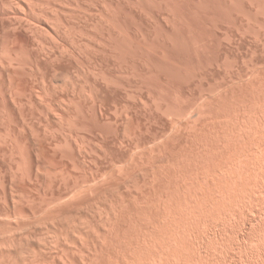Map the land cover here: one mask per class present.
Wrapping results in <instances>:
<instances>
[{
    "label": "rangeland",
    "instance_id": "1",
    "mask_svg": "<svg viewBox=\"0 0 264 264\" xmlns=\"http://www.w3.org/2000/svg\"><path fill=\"white\" fill-rule=\"evenodd\" d=\"M227 33L229 34V35H227V37H229V36L231 37V38L229 37L231 42L229 41V38L225 37L228 39V41H226L227 39L225 40L223 38L221 40V44H219L220 42L218 43V45H220V47L216 46L217 48L214 49V52L212 55V60H210L211 62L209 61L207 63V65L205 66V68L198 71L199 74H198V72L195 73L194 74L195 78L194 77L191 78L192 76L191 77L186 76V79H188V80L185 81V80H183V79H185L184 78L185 75L182 73H174V74L169 73V75H168V72H163V71H160L157 74L155 73V75H149L148 73L143 71L145 73L143 74V72H142V74H140L138 77L139 79L136 78V76L134 77L130 74H128V75H130V76H128L126 74L128 77L125 76V80H126V82L128 81L127 82L128 84H130V85H128L129 87L127 88V92H131L129 90H133V91L135 90V93L133 95L138 96L135 98V101L133 100L134 102L131 99H130L131 100L130 101L128 99L129 97L128 98L126 97V96H128L125 94L126 91L121 92L124 90L118 91V89H116V91H115V88H113L112 86H111L112 88L111 87H105L104 83H102L103 84V86H102L101 81L99 80L101 86L104 88L102 90V92L106 89L103 93L106 95V98L103 100V102L101 100L99 102V100L97 99V101H94L95 102V104H94L91 100L90 101L85 100V103L82 102L83 100H81V103H83L81 106L83 108L80 107L81 108V109L79 108L80 111L76 110L77 113L79 112V114H81V115L83 113H85V114L87 113L89 116L94 114V116H93L94 118L93 117L92 118H83V117H81V115L80 116L78 115L79 117L76 120L75 129L70 130L73 133L68 130L66 123H64V121H63L62 125L63 124H64V126L66 125L64 128V132L65 131L67 132V133L66 132L65 133L67 135H69L70 142H71L70 143L71 145L69 144L70 145L69 147L63 146V147H60L61 148L60 149L59 146H58V148L54 146V145H56L55 143H57V142L53 143L54 141H57V140L62 141V139H64L65 135L63 134V132H61V134L59 132L58 135H57V133H55L57 137L56 136H55V138L53 137L54 139L53 138L50 139L51 136H49V135H48L49 138L47 137L48 139L44 138V140H46L47 142L43 140V144H44V148H45V151L42 150L43 153H42V151H40L41 154L39 153V151H29V152L24 151V156H26L25 157L26 167H25V169H23L24 172H22L21 170H15L14 171V169H17L18 164H16V163L18 162V160L20 158L18 151H2V153H0V161H1L0 162V174L3 173L2 176H5V178L11 176L13 179V183L15 182L14 183L15 185L19 184V186L18 185L17 186H18V188L20 187V189H18L16 187L13 192L16 195H18L19 193H21L22 195L24 194V196L21 197L22 200H26L24 203H26L28 200L29 203L27 202V204L29 205L30 201H32L31 199H33V201L31 202L32 205H29L32 207V206H34L35 201H37V202H35V206H36V204L37 205L39 204L38 202L40 200L43 201V202L40 201V203H42V204L46 203V202H50V200L53 203L58 202V204L57 203L55 204L56 205L55 209H53L54 213L49 215L48 218L42 219L41 217H35V218H32L29 220L31 223V231H32V229L34 230L33 233L31 232L32 238H34L33 240H35V237L37 235L39 236V234L41 236L42 235L44 236L45 233L46 234L49 233L48 235H46V234L45 235L47 237L50 235L51 237H53L51 239H53V241L54 240L56 241V242L55 241L54 242L52 241V242L55 243V246H57L56 247V251H58L57 254H55L56 251L53 250L54 246L53 247L51 246L50 248H52V251H55V253H53L51 251L52 255L49 256L50 250L48 251L47 250L48 248L41 247L39 245V243L36 241L37 239L35 240L36 242H34L33 240L30 241L33 244H31V243L29 244V242H28V244H29L28 250H29L30 246H32L30 248L31 250L32 249L37 250V247L38 248L40 247L42 250L46 249L45 252L47 253L48 257H50V260L52 262L53 259L56 260V258L58 256L63 257V255L67 254V252L65 250V253H63V255H62L60 252H63V251H59V247H61L63 245L64 247L62 246V249H64V248L67 249L66 248L67 242L69 244L71 242V245H73L74 248L76 247L74 252H77L78 257L80 256L79 259L82 256L81 252L84 254L87 253L86 255H88V256L85 255L84 258L82 256V258L80 260H78V257L77 258L75 257L76 258V264H77V262H78V264H85V263L91 264L94 261L93 258H91V257H93V255H94V257H95V255L97 258L99 257L98 260L94 261V263L98 262L96 264H107V263L109 264V262H107V261L111 260L109 258V256L119 257L118 255H120V259L117 257H114L115 259L117 258L120 260V262H118L117 264H264V161H263L264 155H263V157H261L262 155H260V154L264 153L263 152L264 147L260 148V150H259V147L263 146L261 143L260 146L258 145L259 147L256 146L257 149L256 148L253 149V150H258L259 152L252 151V152H254V153H252L251 150L249 151V148H251V146H249L250 145L249 143H251V145H254L255 143L259 144L260 140H258L257 136L255 139L256 140L255 143L253 142L254 139H253V141H252V138H249V140L247 139L249 136L252 135V133H253V138H255L254 135H256L258 133H259V136H258L259 139H261L260 137L264 136V128L262 127V126H264L263 123L260 122L257 124V122H259V120L262 121L261 118H263L262 122H264V117H262L260 114V113H262V110H264V108H262V107H264L263 106L264 105V103H263L264 87L262 88V94H263L262 98H259V97H261V95H259V88L258 89L254 88L256 83H262L264 86V62H263L264 61V56H263V54H264V40H263L264 35H262V33H260L259 37H257L253 33L252 34L250 33L251 35L249 33H248V35H247V33L240 34L241 32H239V31L236 32L235 30H231V29H229L227 31ZM253 36H255V37H253ZM246 38H248V40ZM255 38H257V39H255ZM258 38L262 41L263 44L261 43V41H259ZM233 39H234V41H233ZM249 39H251V40L249 41ZM255 40H257V41L255 42ZM225 41H226V43L228 42L229 44H226ZM234 42L236 45H234ZM237 46H238V49L236 48ZM230 48H232V49H230ZM235 49L239 50V51H237V53H236ZM240 50H242V51H240ZM258 50H259V52H258ZM251 51H252V53H251ZM260 53H261V56L259 55ZM235 54L237 55V57ZM239 54H241V55H239ZM230 56H231V59L233 58L232 61L230 59ZM224 57H227L228 60L230 59L229 62L234 64L233 68L235 69V67H236L235 70L231 67L232 66L231 63H230L231 64L230 67H231V69H233V70H231L229 68L231 71L229 69L225 68L221 64V60ZM247 57L248 58L251 57L252 62L250 61V59H247ZM253 58L256 62L253 60ZM234 62L236 63V66H235ZM259 63H261V64L256 65ZM63 65L64 66L67 65L68 66L67 68H70V70H73V69H74L73 71L76 70L74 67L72 69V65L69 66L70 63L68 65V62H65ZM219 65L223 66L224 70L227 69L226 71H228V70L229 71L224 72V70L221 66H220V71H219ZM250 65H252V66L250 67ZM245 66H246V68H245ZM254 66H256V67H254ZM217 67H218V69H217ZM247 67H250V69L249 68L247 69ZM255 68H257V70H255ZM252 69L254 70L253 76H251ZM202 70H203V72H202ZM246 71L248 72V74ZM161 72H163V73H161ZM76 73H78V72L76 71ZM207 73H209V74L207 75ZM211 73H213V74L211 75ZM226 73H228V74L230 73L231 75L228 76V74L226 75ZM162 74H164V76ZM178 74H179V76H176ZM222 74L223 75L225 74V76H223ZM77 75L80 76V77L78 76V79H79L78 81L79 82L83 81L84 77L80 74H77ZM144 75H145V77H144ZM219 75H221L222 77H219ZM234 75H236V76L234 77ZM248 75H250L251 77H249ZM149 76H150V80H149ZM161 76H163V77H161ZM129 77H131V79ZM176 77H178V79ZM213 77L215 78V80L213 79ZM247 77H249L251 79L248 80L249 78L247 79ZM126 78L127 79L129 78L130 81L127 80ZM168 78H169V80H168ZM171 78H173V79H171ZM175 79L177 80V82ZM221 79H224V80H221ZM189 81L191 84L189 83ZM199 81H200V83H199ZM248 81L249 82L251 81V83L253 82L251 84L252 88L250 87V85L247 86V84H246V86H245V84H243V83H246ZM208 82H210V83H208ZM212 82H214V83H212ZM216 82H218V86H216L217 85ZM186 83H188L189 85ZM208 84H211V87H209L210 85H208ZM171 85H173V86H171ZM224 85H225V87H224ZM159 86H160V88H159ZM136 87H138V88H136ZM201 87H203V88H201ZM207 87H209V88H207ZM218 87L219 88L221 87L219 91L217 90V89H219ZM107 88L110 89V91ZM140 88H141V90H140ZM210 89H212V90H210ZM168 90L170 91L171 94L169 93ZM215 90H217L216 93H215ZM248 90L252 93H248L249 92ZM107 91H109V92H107ZM207 91H210V93L209 92L207 93ZM169 94H170V96H169ZM197 94L199 95V97ZM208 94H211L212 96L208 95ZM226 94L228 95V98H227ZM249 95H250V97H248ZM167 96H168V98H166ZM205 96H207V97H205ZM181 97H182L183 102H185V103H183L184 105L181 103L182 101L179 102L177 99V98H179L181 100ZM111 98H112V100H111ZM121 98H123V99H121ZM126 98H127V100H126ZM141 98L143 101L140 100ZM151 98H156V100L158 99L159 101L161 100L160 101L161 106L160 107L157 106L158 109L155 105L156 103ZM174 98L177 100H175ZM202 98H204V99H202ZM235 98H237V99H235ZM117 99L120 101H117ZM171 99H174V100H171ZM261 99H263V100H261ZM169 100H170V102H169ZM201 100H203V101H201ZM259 100L262 102H260ZM129 101L131 102V105H130ZM140 101H141V103H139ZM173 101H176L178 103V105L176 104V102H173ZM91 102L94 105L91 104ZM132 102H133V104H132ZM241 102H242V104H241ZM124 103L128 106L125 105L126 106L125 107L123 105ZM172 103H174L177 107L175 108V105ZM231 103H233V104H231ZM234 103H236V104H234ZM244 103H245V105H244ZM111 104H112V106H111ZM166 104L169 106L171 105L170 107H172L173 109L171 111L169 109L166 112V110L164 108ZM113 105L116 107H113ZM172 105H174V106H172ZM180 105H181V108H180ZM260 105H262V106L260 107ZM178 106L180 109H177ZM241 106L243 107V109ZM236 107H238V108H236ZM244 107H245V109H244ZM183 108H184V110H183ZM119 109H121V110H119ZM143 109H145V110H143ZM160 109L163 111L160 112ZM174 109H177V111L175 110L176 112H174ZM260 109H261V112H259ZM69 110H70V113H74V111H75V109H72V108H70V109L68 108L67 111L69 112ZM186 110H187L186 115H183V112ZM188 110H189V112H188ZM243 110H244V112H243ZM76 111H75V113H76ZM123 111H124V113H123ZM178 111H180V113H182V116L180 115V113ZM240 111H242L244 113V115ZM116 112H119L121 114V116L119 113H118L119 114V116H118V114ZM132 112H136V113H134L135 116H133L134 114H132ZM168 112H170V113L172 112L171 116ZM237 112H239V113H237ZM125 113L128 114V117H130V118H126ZM162 113L165 115V117L163 116ZM174 113L176 114V116L178 113L179 116L175 117ZM253 113H254V115H253ZM100 114H101V116H100ZM136 115H137V117H136ZM237 116H238V118H237ZM243 116H244V118H243ZM263 116H264V114H263ZM154 117H155V119H154ZM253 117H254V119H253ZM232 118H233V120H231ZM126 119H129V121L128 120L126 121ZM255 119H256V121H255ZM85 120H87V121H85ZM217 121H218V123H217ZM240 121H241V123H240ZM249 121H252L254 123L253 124L251 122L254 125V127L251 126L252 124H248ZM106 123L108 125H106ZM237 123H238V125H237ZM52 124L53 123L51 122V125ZM240 124H243V125H241V127H240ZM244 124H245V126H244ZM259 124L261 127L259 126ZM78 126H79V129H78ZM144 126L146 129L144 128ZM149 126H151V127H149ZM40 127L43 128V123H41ZM104 127H105V129H104ZM251 127H253V128H251ZM245 128H248L247 130H248L250 135L248 134V132L246 131ZM250 128H251V132L249 130ZM154 129H156V130H154ZM231 129H232V132H231ZM237 129L239 130L240 133L238 132ZM80 130L85 131V132H81ZM253 130H254V132H253ZM260 131H261V133H260ZM192 132H193V134H192ZM69 133H71V134H69ZM113 133L115 135L116 134L117 135L115 136V135H113ZM212 133L215 136H212L213 135ZM243 133L245 135L247 134L248 137L245 138L247 135L244 137ZM100 134L102 137L99 136ZM105 134H106V136H105ZM217 134L218 135L221 134L222 137L225 134L226 137L225 136L224 137L227 139V142H232V143H228L229 145H227V142L225 140L223 142L224 137L223 138L221 136L219 137ZM232 134H233V137H230V136H232ZM240 134H242V137H240L241 136ZM121 135H123V136H121ZM131 135H132V137H131ZM192 135H193V137H192ZM200 135H202V136H200ZM159 136H160V138H159ZM164 136L166 138H164ZM208 136H210L209 140L211 141V147L214 145L212 148L209 146L210 142L208 140ZM216 136L218 137V139L221 138L222 141L221 140H220L221 142L218 141V139H216ZM72 137L74 138V141H72L73 140ZM203 137H205L204 139H206L205 142L208 141L207 143L204 142ZM234 137H236V138L239 137L238 140L242 138L245 140L247 139L246 140L247 142L250 141L247 144L248 145L247 147H249L248 150L245 149L246 145L242 144L244 142V140L241 139L239 141L238 140L234 141V139H235ZM87 138H89V139L86 140ZM193 138H195V139L198 138V139L194 141ZM200 138H202L203 141ZM210 138H213V139H210ZM214 138L217 141H215ZM104 139H106V140H104ZM114 139L115 140L118 139V140L115 141ZM229 139H231V141ZM263 139L264 138H262V140ZM75 140H77V141H75ZM158 140H161V141H159V143H158ZM262 140H261V142H262ZM196 141L199 144L201 143V146ZM213 141H214V143H213ZM74 142H75V144H74ZM88 142H89V144H88ZM194 142H196L197 144ZM217 142H220V144H217L218 147L216 146ZM222 142L226 143L227 147H225L226 145H224V147L227 148L228 150L229 149L233 150L236 147L238 150L245 149L247 152H249V153L251 152V153L248 154L247 152H244V153L242 152L244 154V156H243L242 153L241 154L239 153L240 151L236 150L237 154L235 156V154H234L235 152H233V154H234V156H233L232 152H231L232 150H229L231 152V154H230V152L228 151V153L230 154L229 155L227 153L226 149L224 150V149H222L223 148L222 146H219V145L223 144ZM238 142H240V144H238ZM148 143L150 144L149 146H148ZM189 143L191 145H189ZM76 144H78V145H76ZM99 144H100V146H97ZM232 144H234V145H232ZM88 145H89V147H88ZM93 145H94V147H93ZM120 145H121V147H120ZM192 145H194V147ZM207 145L210 149L206 150L205 148H208V147H205V146H207ZM238 145H239V147H241V146L242 147L239 149ZM255 145H254V147H255ZM51 146H53V147H51ZM60 146H62V145H60ZM203 146H204V148H203ZM228 146H231V147H228ZM244 146H245V148H244ZM119 147H120V149H119ZM200 147H202L204 149L203 150L201 148V150H203L204 153H205V151H207L206 154H208V155L210 153L208 151H211V152L217 151V150H214V147H216L215 149L222 147L221 149L219 148L220 150H222V152H219V150L217 152V154L221 153V157H220V155L215 156L216 152H214V153L212 152L214 155H211V156H213L214 158L216 157V159H214V160H213V157L210 160L208 159V158H210V155L208 157L205 154H201L203 156L202 159L204 161L207 159L206 161H208V163H209V161L211 162L213 160V161H215L216 165L218 164L219 161H221L220 159H217V157L219 156L222 159V161L219 163V165L214 166L215 170L212 168L213 169L212 170L213 176L210 178L208 177L209 179L207 178L206 175H208V173L210 174L209 176L212 175L211 172H209V171L211 169L210 166L213 167V165L215 164L213 161L211 163L213 165H210L208 163H207L208 165H206V161H205L204 166L209 167L210 169L208 170V169H205L206 167L202 168L203 167L202 164L204 161L201 162L202 163L201 164L198 160V163L201 164L200 165L201 167H199V168H201V171L203 172L204 175L202 174V172L198 168L199 173L201 172V175H203L204 177L203 176L200 177L201 176L200 175L198 178H196L194 175V173L196 174V172H198V170L195 172V169H194L197 167V165L199 166V164L196 165L197 157L199 156L198 153L200 154L203 152L200 150ZM232 147H234V148H232ZM77 148H78V150H77ZM196 148L199 149V152L193 151V152H195V153H193L191 150H195ZM252 148H253V146H252ZM62 149H64V150H62ZM134 149L135 150L137 149L138 151L137 150L134 151ZM151 149H154V150H151ZM261 149L263 150L262 152H261ZM70 150H72V151H70ZM188 151H189V153H188ZM190 151L192 153H190ZM234 151H235V149H234ZM186 152H187V154H186ZM223 152L226 153V155L222 154ZM152 153H154V154H152ZM212 153H210V154H212ZM28 155H29V157H28ZM204 155H205V157H204ZM222 155H224V156H222ZM228 155L231 157V159H229L230 157ZM188 156L190 157L189 161H188V159H189ZM192 156H193V158H191ZM240 156H242V157H240ZM9 157H10V159H9ZM169 157H171V159ZM206 157H208V158H206ZM237 157L239 158V160ZM259 157H261V159H263L262 160L263 164L257 163L260 161ZM147 158H148V161H147ZM186 159H187V161H185ZM192 159L195 160V162ZM228 160L230 162H227ZM111 161H112V163H111ZM200 161H202V160H200ZM32 162H34V163H32ZM187 164H190V165H187ZM194 164H195V166H194ZM157 165L158 166L160 165V166L158 167ZM163 166H164V168H163ZM244 166H246L245 168H247V167H251V168L245 169ZM238 167H241V168H238ZM36 168H37V170H36ZM10 169H12V170H10ZM26 169H28V171ZM120 170H121V172H120ZM160 170H161V172H160ZM17 171H20L21 174L22 173L25 174L23 176V178L20 176L21 174L19 172V175H18L19 179H17L18 178L17 177V173H18ZM260 171L263 174H261ZM167 172H168V174H167ZM171 172H173V174ZM244 172H246V173H244ZM187 173L188 174L190 173V174L188 175ZM199 173H197V174L199 175ZM9 174H11V175H9ZM159 174H161V176ZM177 174H180V175L177 176ZM166 175H167V177H166ZM190 175H192L193 178L190 177ZM168 176L170 179L168 178ZM172 176H173V178H172ZM54 177H55V179H54ZM160 178H162V180ZM181 178H182V180H181ZM195 178L197 180H195ZM199 178H203V179L199 180ZM211 178H213L212 179L213 181L210 180ZM0 179H2L1 175H0ZM174 179H175V181H174ZM193 179H194V181H193ZM49 181H50V183H49ZM170 181H172V182H170ZM173 181H174V183H173ZM181 181L183 183H181ZM185 181H188V182H185ZM210 181H212V182H210ZM58 182H59V184H58ZM167 182H170V183L168 184ZM189 182H192V183H190V185H189ZM206 182H208V184ZM184 183H186V184H184ZM235 183H236V186H234ZM39 184H41V185H39ZM237 184H238V186H237ZM27 185L30 189L27 188ZM210 185L212 188H214V189L211 188L214 191L211 190L212 192L211 191L210 192L211 193L215 192V194L213 193V195H215V200L217 199L216 201H214V198L212 200V197H213L212 194H211V196H212L211 197L210 193H209V195L207 193L208 190L210 189L209 188ZM261 185H263V186L261 187ZM174 186H176V187L174 188ZM178 186H179V188H178ZM45 187H46V189H45ZM49 187H50V189H49ZM58 187H59V189H58ZM168 188H169V190H168ZM201 190L203 192L204 191H207V192H204L205 193L204 194V193H202ZM72 191H73V193H72ZM167 191H169V192H167ZM182 191L184 194L182 193ZM196 192H198V194ZM167 193H169V196L171 198L169 196L167 197ZM201 193H202V195H201ZM206 193H207V195H206ZM38 194H39V196H38ZM27 195H28V197H27ZM68 195H70V196H68ZM198 195L201 197L200 199H199ZM205 195H206V197H205ZM65 196H68L69 198L67 197L68 198L67 199V198H65ZM63 197L65 198L64 201H62L64 199ZM173 197L176 200H174ZM196 197H198V198H196ZM165 198H167V199H165ZM207 198H208V201H207ZM168 199L170 200V202ZM203 199H205V200H203ZM197 200H198V202H197ZM202 200H203V203H202ZM60 202H62V203H60ZM171 202H172V204L170 205ZM164 203L169 204L170 208L168 207V205H166ZM0 206H1V203H0ZM165 206H167V207H165ZM33 208L34 207H32L30 209H33ZM71 209H73V210H71ZM60 218H62V219H60ZM71 220H73L72 222L76 223V224L72 225L73 223L71 222ZM67 221L69 223H67ZM245 221L247 223H245ZM151 223L153 224L154 229L152 226H150V225H152ZM243 223H244V226H243ZM36 225H37V227H36ZM44 225H46V226H44ZM68 226L70 228L71 227L72 228L70 229ZM38 227H39V229H41V231H37ZM54 227H56V228H54ZM86 228L87 229L89 228V229L87 230ZM53 229H54L55 233H53L54 232ZM56 229H58L59 231ZM45 230L48 232H45ZM69 230H71V231H69ZM72 231H74V232H72ZM36 232H38V233H36ZM64 232H65V234H64ZM72 233H74V234H72ZM106 233H109V234H106ZM150 233L152 234L151 236H153V237H151L150 235H145V234H150ZM98 234H99V236H98ZM116 234H117V236H116ZM33 235H35V236L33 237ZM57 235H59V236H57ZM77 235H78V237H77ZM54 236H55V238H57V237L59 238L58 240L60 243L57 244V239H54ZM119 236H121V237L123 236L124 238L130 237L129 239H127V241H128L127 244H125L126 241H122L124 239L123 237H122V239L118 238L119 239L118 241H120L118 243L117 239H115V238L119 237ZM107 237H108V239L114 238L116 240V242H117L116 244H114V242H115L114 240L112 241L113 245H116L115 248L112 249L110 247H107V246H109L108 244H110L111 240H109L110 241L109 243H108V241H104V243H103V240H106ZM110 237H112V238H110ZM133 237H137V239H135L136 243H139V242H137L139 237L140 238L146 237L147 240H144V239H142V240L146 241V243H144L146 245H144V246L147 249H145L142 245H140V247H139L140 249L134 250V248H135L134 247L133 250L136 251V255L135 254H134L135 256L132 255L131 257H133V258L130 259V258H128L127 253L129 252V255L133 254L134 251H132V253H130L131 252L130 250H132V248L130 250H126L125 246H124V249H125L124 251L125 252L128 251L127 253H125L124 251H122L123 249L121 247H123L122 245L124 244V245H127L126 248H128V243L131 241L132 242L135 241ZM48 238H50V237H48ZM97 238H98V240H97ZM131 238H133V239H131ZM149 238H152V239L150 240ZM243 238H244V240H243ZM45 239H47V238L44 237L43 241H45ZM66 239L68 241H66ZM81 239H83V240H81ZM152 240H153V242H152ZM47 241H48V239H47ZM47 241L45 242V244L47 243ZM50 241H48V242L50 243ZM101 242L103 244H101ZM105 242L107 243V245ZM132 242H131V246L132 245L134 246V244H135L137 247L139 244H141V243L136 244V243H132ZM53 243H52V245H54ZM97 243H99V244H97ZM152 244L155 247H153ZM48 245H50V244H47V246ZM93 245H94V247H93ZM117 245H121V247L120 246L117 247ZM33 246L35 248H33ZM141 246L143 248L142 250H141ZM116 248L117 249L119 248V250H117L118 252L121 250V252L124 253V255L127 254V257L124 256L125 259L123 261H121V259H123V256L121 258V254H119L118 252H117V255H115L116 253L114 254V251H116ZM93 249L96 252H94ZM95 249H98V250H95ZM109 249H110V251H109ZM78 250H79V252H78ZM90 251H92V252H90ZM97 251H99L100 253L99 252L97 253ZM101 251L103 253H101ZM145 252L147 253V256H146ZM53 254L57 255L56 258H54L55 256L53 257ZM74 254H75V256H77L76 253H74ZM107 254H108V256H107ZM142 255L145 258H143ZM149 255L152 256V258L148 257ZM104 256H106V257H104ZM45 257H47V256H45ZM52 257H53V259H52ZM134 257L135 258L137 257L136 258L137 260ZM146 257L151 259V260L147 259ZM102 258L103 259L106 258L107 260L106 259L103 260ZM114 258H112V260H113V261H111V263L113 262L112 264H116V262L118 261L117 259L115 260ZM47 260H49V259H46V262L48 263ZM50 260H49V262H50ZM81 260L83 261V263ZM84 260H85V262H84ZM89 261H92V262H89ZM114 261H116V262L114 263ZM51 262H50V264H51ZM54 263L59 264L58 260L55 261ZM54 263L52 262V264H54Z\"/></svg>",
    "mask_w": 264,
    "mask_h": 264
},
{
    "label": "bare ground",
    "instance_id": "2",
    "mask_svg": "<svg viewBox=\"0 0 264 264\" xmlns=\"http://www.w3.org/2000/svg\"><path fill=\"white\" fill-rule=\"evenodd\" d=\"M231 29V30H235L236 32L239 31L241 32L240 34H244V33H248L250 34H254L255 36L259 37L260 33H262V35H264V0H0V153H2V151H18L19 154V160L16 164L17 165V169L15 170H21L22 172L23 169H25L26 164H25V157L24 156V151H45L44 148V144H43V140L44 138L48 139L49 136H51L50 139H52L53 137L55 138L56 134L58 135V133L63 132L64 139H62V141H54L53 143H55L56 145H54L55 147L59 148L60 147H69L71 144L70 142V138L69 135H67L64 132V128L67 125L68 130H73L75 129V123L77 118L81 115L79 114V112L77 113V111H80L79 108H83L81 105L83 103H81V100H83L82 102L85 103V100H91L94 104V101H97V99L103 102V100L106 98V95L103 94L102 90L104 89L102 86L104 83L105 87H113L119 90H124L121 92H125L126 96L129 100L131 99L132 101H135V98L138 97L136 95H133L135 93V90H129L131 92H127V88L129 87L126 80H125V76H127L128 74L132 75V76H136V78L139 77L140 74H142L143 71H145L146 73H148L149 75H155V73L157 74L160 71L163 72H168L169 73H182L185 75V79L183 80H188L186 79V76H189L191 78L194 77V74L197 73L198 71H200L201 69L205 68V66L207 65V63L212 60V55L214 52V49L217 48L216 46H219V44H221V40L224 38L225 40L229 37H227V35H229L227 33V31ZM238 34V33H237ZM239 34V35H240ZM250 34V35H251ZM233 35V34H232ZM246 35V34H245ZM253 36V37H255ZM227 37V38H225ZM234 37V36H233ZM242 37V36H241ZM262 37V36H261ZM260 37V38H261ZM231 38V37H230ZM229 38V41L231 42ZM237 38V37H236ZM240 38V37H239ZM245 38V37H244ZM250 38V37H249ZM248 40V38H246ZM257 39V38H255ZM259 39V38H258ZM251 39H249L250 41ZM264 40V39H263ZM228 41V39L226 40ZM225 41V43H226ZM234 41V39H233ZM239 41V40H238ZM244 41V40H243ZM257 40H255L256 42ZM259 41H261L259 39ZM258 41V42H259ZM246 42V41H245ZM247 43V42H246ZM262 43V41H261ZM226 44H229L228 42ZM259 44V43H258ZM263 44V43H262ZM223 45V44H222ZM231 45V44H230ZM234 45L235 42H234ZM248 45V44H247ZM261 45V44H260ZM263 46V45H262ZM256 47V46H255ZM235 48V47H234ZM238 49V46L236 47ZM247 48V47H246ZM232 49V48H230ZM253 49V48H252ZM262 49V48H261ZM225 50V49H224ZM236 50V49H235ZM246 50V49H245ZM219 51V50H218ZM223 51V50H222ZM239 50H236V53ZM242 51V50H240ZM253 51V50H252ZM251 51V53H252ZM256 51V50H255ZM244 52V51H243ZM259 52V50H258ZM256 53V52H255ZM263 53V52H262ZM216 54V53H215ZM232 54V53H231ZM257 54V53H256ZM219 55V54H218ZM236 55V54H235ZM241 55V54H239ZM251 55V54H250ZM261 56V53L259 54ZM215 56V55H214ZM264 56V54H263ZM237 57V55H236ZM241 57V56H240ZM249 57V56H248ZM250 59V61L252 62V58H248ZM215 58V57H214ZM213 58V59H214ZM235 58V57H234ZM231 59V56H230ZM229 59V60H230ZM233 59V58H232ZM231 59V61H232ZM259 59V58H258ZM227 57H224L221 60V64L227 68V69H231V67L233 68V65L231 62H229ZM254 60V58H253ZM255 61V60H254ZM258 61V60H257ZM263 61V60H262ZM65 62H68V65L70 63L69 66L72 65V69L73 67L76 69L75 71L70 70V68H67V65H63ZM211 62V61H210ZM246 62V61H245ZM256 62V61H255ZM260 62V61H259ZM264 62V61H263ZM232 64V66L230 67V65ZM235 63V62H234ZM243 63V62H242ZM254 63V62H253ZM252 63V64H253ZM244 64V63H243ZM251 64V63H250ZM256 64V65H260ZM255 65V64H254ZM220 66L219 65V71H220ZM223 66H221L223 68ZM236 66V63H235ZM252 65H250L251 67ZM244 67V66H243ZM250 67H247V69ZM256 67V66H254ZM262 67V66H261ZM246 68V66H245ZM258 68V67H257ZM257 68H255V70H257ZM218 69V67H217ZM226 69V70H227ZM229 69V70H230ZM234 69V68H233ZM231 69V70H233ZM236 69V67H235ZM234 69V70H235ZM224 70V68H223ZM224 70V72H228ZM230 70V71H231ZM76 71L78 73H76ZM222 71V70H221ZM245 71V70H244ZM250 71V70H249ZM253 69L251 71V76H253ZM143 72V74L145 73ZM161 72V73H163ZM203 72V70H202ZM236 72V71H235ZM247 72V71H246ZM201 73V72H200ZM223 73V72H222ZM77 74H80L84 77L83 81L79 82L78 80V76ZM127 74V75H126ZM165 74V73H164ZM164 74H162L164 76ZM199 74V72H198ZM209 73H207L208 75ZM213 73H211L212 75ZM228 73H226L227 75ZM248 74V72H247ZM128 75V76H130ZM161 75V74H160ZM223 75V74H222ZM231 75L230 73L228 74V76ZM127 76V77H128ZM161 76V77H163ZM172 76V75H171ZM175 76V75H174ZM176 76H179L176 75ZM196 76V75H195ZM225 76V74L223 75ZM236 75H234L235 77ZM246 76V75H245ZM249 77H251L250 75H248ZM80 77V76H79ZM145 77V75H144ZM160 77V76H159ZM208 77V76H207ZM217 77V76H216ZM219 77H222L221 75H219ZM247 77V79L249 78ZM255 77V76H254ZM98 78V79H97ZM131 79V77H129ZM129 78L127 80H129ZM133 78V77H132ZM147 78V77H146ZM178 79V77H176ZM190 78V79H191ZM195 78V77H194ZM212 78V77H211ZM210 78V79H211ZM82 79V78H81ZM139 79V78H138ZM158 79V78H157ZM173 79V78H171ZM205 79V78H204ZM213 79L215 80V78L213 77ZM246 79V78H245ZM251 78H249L248 80H250ZM99 80L101 81V84L99 82ZM133 80V79H132ZM141 80V79H140ZM149 80H150V76H149ZM152 80V79H151ZM169 80V78H168ZM176 80V79H175ZM193 80V79H192ZM206 80V79H205ZM224 80V79H221ZM228 80V79H227ZM242 80V79H241ZM259 80V79H258ZM262 80V79H261ZM130 81V80H129ZM138 81V80H137ZM146 81V80H145ZM191 81V80H190ZM189 81V83H190ZM201 81V80H200ZM199 81V83H200ZM220 81V80H219ZM237 81V80H236ZM240 81V80H239ZM83 82V83H82ZM99 82V83H98ZM135 82V81H134ZM133 82V83H134ZM148 82V81H147ZM177 82V80H176ZM215 82V81H214ZM212 82V83H214ZM233 82V81H232ZM261 82V81H260ZM136 83V82H135ZM152 83V82H151ZM168 83V82H167ZM210 83V82H208ZM218 86V82H216ZM225 83V82H224ZM253 83V82H252ZM251 81L243 83L247 84V86L250 85L251 87ZM150 84V83H149ZM188 84V83H186ZM191 84V83H190ZM207 84V83H206ZM235 84V83H234ZM155 85V84H154ZM158 85V84H157ZM168 85V84H167ZM185 85V84H184ZM189 85V84H188ZM209 87H211V84ZM214 85V84H213ZM212 85V86H213ZM137 86V85H136ZM173 86V85H171ZM186 86V85H185ZM201 86V85H200ZM111 87V88H112ZM132 87V86H131ZM156 87V86H155ZM207 87V88H209ZM225 87V85H224ZM263 84L262 83H256L255 84V89L259 88V95H261L262 98L263 94H262V88H263ZM138 88V87H136ZM160 88V86H159ZM171 88V87H170ZM188 88V87H187ZM200 88V87H199ZM203 88V87H201ZM214 88V87H213ZM217 88V87H216ZM219 88V87H218ZM221 88V87H220ZM217 89L218 91L220 90ZM252 88V87H251ZM250 88V89H251ZM108 89V88H107ZM156 89V88H155ZM182 89V88H181ZM185 89V88H184ZM223 89V88H222ZM226 89V88H225ZM229 89V88H228ZM241 89V88H240ZM245 89V88H244ZM247 89V88H246ZM249 89V90H250ZM110 91V89H108ZM141 90V88H140ZM145 90V89H144ZM201 90V89H200ZM212 90V89H210ZM215 90V93L216 91ZM242 90V89H241ZM248 90V91H249ZM107 91V92H109ZM143 91V90H142ZM146 91V90H145ZM160 91V90H159ZM169 91V90H168ZM173 91V90H172ZM203 91V90H202ZM252 91V90H251ZM264 91V90H263ZM120 92V93H121ZM140 92V91H139ZM149 92V91H148ZM154 92V91H153ZM158 92V91H157ZM210 93V91H207V93ZM213 92V91H212ZM225 92V91H224ZM245 92V91H244ZM129 93V94H128ZM142 93V92H141ZM146 93V92H145ZM150 93V92H149ZM159 93V92H158ZM170 93V91H169ZM179 93V92H178ZM203 93V92H202ZM214 93V94H215ZM218 93V92H217ZM248 93H252V92H248ZM115 94V93H114ZM124 94V95H125ZM138 94V93H137ZM147 94V93H146ZM151 94V93H150ZM171 94V93H170ZM169 94V96H170ZM173 94V93H172ZM180 94V93H179ZM182 94V93H181ZM194 94V93H193ZM199 94V93H198ZM197 94V95H198ZM205 94V93H204ZM225 94V93H224ZM158 95V94H157ZM178 95V94H177ZM188 95V94H187ZM211 95V94H208ZM227 95V94H226ZM155 96V95H154ZM212 96V95H211ZM239 96V95H238ZM243 96V95H242ZM82 97V98H81ZM112 97V96H111ZM125 97V96H124ZM140 97V96H139ZM152 97V96H151ZM157 97V96H156ZM199 97V95H198ZM202 97V96H201ZM207 97V96H205ZM204 97V98H205ZM246 97V96H245ZM250 97V95L248 96ZM247 97V98H248ZM81 98V99H80ZM126 98V100H127ZM134 98V99H133ZM168 98V96L166 97ZM165 98V99H166ZM202 98V99H204ZM217 98V97H216ZM228 98V95H227ZM242 98V97H241ZM257 98V97H256ZM123 99V98H121ZM139 99V98H138ZM153 99V101L156 103V107L157 106H161V100L159 101L158 99L156 100V98H151ZM150 99V100H151ZM170 99V98H169ZM175 99V98H174ZM171 99V100H174ZM178 101H182L181 103H185L179 98H177ZM175 99V100H177ZM188 99V98H187ZM237 99V98H235ZM249 99V98H248ZM264 99V98H263ZM261 99V100H263ZM109 100V99H108ZM112 100V98H111ZM125 100V101H126ZM130 100V101H131ZM141 101L142 98L140 99ZM241 100V99H240ZM258 100V99H257ZM117 101H120L117 99ZM129 101V102H130ZM133 101V102H134ZM141 101L139 103H141ZM152 101V100H151ZM152 101V102H153ZM168 101V100H167ZM199 101V100H198ZM203 101V100H201ZM220 101V100H219ZM235 101V100H234ZM248 101V100H247ZM260 101V100H259ZM91 102V104H93ZM132 102V104H133ZM165 102V101H164ZM163 102V103H164ZM170 102V100H169ZM176 102V101H173ZM225 102V101H224ZM239 102V101H238ZM262 102V101H260ZM168 103V102H167ZM191 103V102H190ZM240 103V102H239ZM254 103V102H253ZM264 103V100H263ZM93 104V105H94ZM101 104V103H100ZM99 104V105H100ZM165 104V103H164ZM174 104V103H172ZM176 104L178 105V103L176 102ZM194 104V103H193ZM233 104V103H231ZM236 104V103H234ZM242 104V102H241ZM247 104V103H246ZM85 105V104H84ZM116 105V104H115ZM124 106L126 105L125 103L123 104ZM131 105V102H130ZM129 105V106H130ZM175 105V104H174ZM172 105V106H174ZM184 105V104H183ZM240 105V104H239ZM245 105V103H244ZM263 105V104H262ZM260 105V107L262 106ZM101 106V105H100ZM112 106V104H111ZM122 106V105H121ZM128 106V105H126ZM125 106V107H126ZM140 106V105H139ZM142 106V105H141ZM171 106V105H170ZM169 105H165V110L166 112L170 109V111L173 109L172 107H170ZM218 106V105H217ZM229 106V105H228ZM227 106V107H228ZM264 106V105H263ZM89 107V106H88ZM93 107V106H92ZM113 107H116L113 105ZM145 107V106H144ZM177 106L175 105V108ZM197 107V106H196ZM195 107V108H196ZM235 107V106H234ZM233 107V108H234ZM242 107V106H241ZM68 108H72L75 109L74 113H70L67 111ZM80 108V109H81ZM103 108V107H102ZM110 108V107H109ZM120 108V107H119ZM134 108V107H133ZM162 108V107H161ZM181 108V105H180ZM179 106L177 109H180ZM238 108V107H236ZM264 108V107H262ZM158 109V107H157ZM177 109H174V112L177 111ZM190 109V108H189ZM194 109V108H193ZM243 109V107H242ZM241 109V110H242ZM245 109V107H244ZM85 110V109H84ZM88 110V109H87ZM100 110V109H99ZM114 110V109H113ZM121 110V109H119ZM123 110V109H122ZM126 110V109H125ZM133 110V109H132ZM145 110V109H143ZM176 110V111H175ZM182 110V109H181ZM180 110V111H181ZM184 110V108H183ZM226 110V109H225ZM229 110V109H228ZM232 110V109H231ZM92 111V110H91ZM101 111V110H100ZM99 111V112H100ZM111 111V110H110ZM109 111V112H110ZM156 111V110H155ZM158 111V110H157ZM163 111L160 109V112ZM180 111H178L180 113ZM86 112V111H85ZM88 112V111H87ZM159 112V113H160ZM182 112V111H181ZM185 112V113H184ZM183 112V115H186V111ZM189 112V110H188ZM242 112V111H240ZM244 112V110H243ZM242 112V113H243ZM261 112V109L260 111ZM264 110H262L261 116H263ZM82 113V112H81ZM111 113V112H110ZM113 113V112H112ZM117 114L119 112H116ZM124 113V111H123ZM127 113V112H126ZM125 113V114H126ZM136 112H132V114H134ZM164 113V112H163ZM162 113V114H163ZM171 116L172 112H168ZM191 113V112H190ZM239 113V112H237ZM87 114V113H86ZM85 113H83L81 115V117L83 118H92L94 116L93 115H86ZM115 114V113H114ZM120 114V113H119ZM118 114V116H119ZM131 114V115H132ZM146 114V113H145ZM157 114V113H156ZM166 114V113H165ZM168 114V115H169ZM230 114V113H229ZM79 115V116H78ZM112 115V114H111ZM123 115V114H122ZM180 115L182 116V113H180ZM188 115V114H187ZM194 115V114H193ZM203 115V114H202ZM211 115V114H210ZM225 115V114H224ZM233 115V114H232ZM235 115V114H234ZM240 115V114H239ZM244 115V113H243ZM254 115V113H253ZM256 115V114H255ZM101 116V114H100ZM107 116V115H106ZM117 116V115H116ZM121 116V114H120ZM135 116V114L133 115ZM159 116V115H158ZM163 116L165 117V115L163 114ZM167 116V115H166ZM173 116V115H172ZM175 117H178L179 114L174 113ZM180 116V117H181ZM231 116V115H230ZM259 116V115H258ZM114 117V116H113ZM137 117V115H136ZM157 117V116H156ZM233 117V116H232ZM235 117V116H234ZM257 117V116H256ZM255 117V118H256ZM94 118V117H93ZM105 118V117H104ZM121 118V117H120ZM123 118V117H122ZM126 118H130L128 117V114H126ZM184 118V117H183ZM238 118V116H237ZM244 118V116H243ZM82 119V118H81ZM101 119V118H100ZM155 119V117H154ZM230 119V118H229ZM236 119V118H235ZM234 119V120H235ZM241 119V118H240ZM254 119V117H253ZM258 119V118H257ZM260 119V118H259ZM263 121V118H261ZM88 120V119H87ZM85 120V121H87ZM92 120V119H91ZM96 120V119H95ZM129 121V119H126V121ZM132 120V119H131ZM136 120V119H135ZM151 120V119H150ZM160 120V119H159ZM215 120V119H214ZM227 120V119H226ZM233 120V118L231 119ZM66 123V125L64 126V124L62 125V123ZM94 121V120H93ZM137 121V120H136ZM195 121V120H194ZM230 121V120H229ZM242 121V120H241ZM240 121V123H241ZM256 121V119H255ZM258 121V120H257ZM261 120H259L258 123H263ZM51 122L53 123L51 125ZM103 122V121H102ZM109 122V121H108ZM113 122V121H112ZM116 122V121H115ZM124 122V121H123ZM122 122V123H123ZM146 122V121H145ZM150 122V121H149ZM210 122V121H209ZM252 121H249L248 124H252ZM41 123H43V128L40 127ZM126 123V122H125ZM148 123V122H147ZM156 123V122H155ZM207 123V122H206ZM218 123V121H217ZM244 123V122H243ZM246 123V122H245ZM94 124V123H93ZM102 124V123H101ZM115 124V123H114ZM118 124V123H117ZM128 124V123H127ZM144 124V123H143ZM164 124V123H163ZM254 124V123H253ZM251 125L254 127V125ZM105 125V124H104ZM106 125H108L106 123ZM121 125V124H120ZM153 125V124H152ZM165 125V124H164ZM238 125V123H237ZM243 124H240V127ZM131 126V125H130ZM129 126V127H130ZM163 126V125H162ZM176 126V125H175ZM232 126V125H231ZM245 126V124H244ZM243 126V127H244ZM247 126V125H246ZM250 126V125H249ZM260 126V124H259ZM258 126V127H259ZM116 127V126H115ZM114 127V128H115ZM118 127V126H117ZM151 127V126H149ZM153 127V126H152ZM236 127V126H235ZM251 127V128H253ZM261 127V126H260ZM264 128V126H262ZM145 128V126H144ZM237 128V127H236ZM249 128V127H248ZM248 128H245L246 131L248 132ZM251 128L249 129L251 132ZM262 128V129H263ZM51 129V130H50ZM79 129V126H78ZM105 129V127H104ZM116 129V128H115ZM120 129V128H119ZM146 129V128H145ZM164 129V128H163ZM208 129V128H207ZM241 129V128H240ZM256 129V128H255ZM260 129V128H259ZM85 130V129H84ZM92 130V129H91ZM114 130V129H113ZM156 130V129H154ZM192 130V129H191ZM238 130V129H237ZM257 130V129H256ZM261 130V129H260ZM77 131V130H76ZM81 131V130H80ZM90 131V130H89ZM122 131V130H121ZM120 131V132H121ZM124 131V130H123ZM129 131V130H128ZM131 131V130H130ZM214 131V130H213ZM212 131V132H213ZM223 131V130H222ZM226 131V130H225ZM243 131V130H242ZM245 131V130H244ZM72 132V131H70ZM79 132V131H78ZM81 132H85V131H81ZM99 132V131H98ZM119 132V133H120ZM142 132V131H141ZM150 132V131H149ZM160 132V131H159ZM170 132V131H169ZM210 132V131H209ZM218 132V131H217ZM232 132V129H231ZM235 132V131H234ZM239 132V130H238ZM254 132V130H253ZM73 133V132H72ZM115 133V132H114ZM113 133V135H115ZM122 133V132H121ZM126 133V132H125ZM133 133V132H132ZM162 133V132H161ZM167 133V132H166ZM178 133V132H177ZM187 133V132H186ZM190 133V132H189ZM236 133V132H235ZM240 133V132H239ZM242 133V132H241ZM245 133V132H244ZM243 133V134H244ZM261 133V131H260ZM59 134V135H60ZM71 134V133H69ZM77 134V133H76ZM97 134V133H96ZM95 134V135H96ZM168 134V133H167ZM193 134V132H192ZM206 134V133H205ZM210 134V133H209ZM213 134V133H212ZM226 134V133H225ZM224 134V136H225ZM230 134V133H229ZM234 134V133H233ZM232 136L230 137H233ZM238 134V133H237ZM249 134V132H248ZM49 135V136H48ZM80 135V134H79ZM82 135V134H81ZM88 135V134H87ZM90 135V134H89ZM110 135V134H109ZM112 135V134H111ZM117 135V134H116ZM115 135V136H116ZM125 135V134H124ZM134 135V134H133ZM155 135V134H154ZM162 135V134H161ZM203 135V134H202ZM200 135V136H202ZM207 135V134H206ZM218 135V134H217ZM235 135V134H234ZM242 137V134H240ZM247 135V134H246ZM244 134V137L246 136ZM250 135V134H249ZM83 136V135H82ZM85 136V135H84ZM92 136V135H91ZM101 136V134L99 135ZM104 136V135H103ZM106 136V134H105ZM123 136V135H121ZM120 136V137H121ZM137 136V135H136ZM171 136V135H170ZM176 136V135H175ZM212 136H215L214 134ZM211 136V137H212ZM219 137L221 136L218 135ZM223 136V137H224ZM255 138H253V133L251 136L248 137V135L245 137L249 140V138H252V141L254 139V143H255V139L256 136L258 138V140H260V143L258 144H254L251 145V143L247 142L245 139L244 142L241 143L244 145H246V148L244 146V148L246 150H248L249 147H247L248 143L250 144L249 146H251V148H249V151H256L259 152L258 150H253L257 147L260 146V144L262 143V147H264V139L262 140V138H264V136L260 137L261 139H259V133L254 135ZM48 137V138H47ZM57 137V136H56ZM59 137V136H58ZM62 137V136H61ZM75 137V136H74ZM95 137V136H94ZM102 137V136H101ZM126 137V136H125ZM124 137V138H125ZM129 137V136H128ZM132 137V135H131ZM158 137V136H157ZM174 137V136H173ZM193 137V135H192ZM208 136V140H209ZM222 137V136H221ZM222 137V138H223ZM226 137V136H225ZM224 137V138H225ZM243 137V138H244ZM53 138V139H54ZM73 138V137H72ZM82 138V137H81ZM80 138V139H81ZM105 138V137H104ZM111 138V137H110ZM150 138V137H149ZM160 138V136H159ZM164 138H166L164 136ZM205 137H203L204 139ZM223 138V142L224 140L227 142V139ZM234 141L238 140L239 137H234ZM49 139V140H50ZM61 139V138H60ZM89 138H87L86 140H88ZM91 139V138H90ZM122 139V138H121ZM136 139V138H135ZM162 139V138H161ZM190 139V138H189ZM194 141L197 140L195 138H193ZM202 140V138H200ZM213 139V138H210ZM216 139H218V137L216 136ZM215 138L214 140L217 141ZM233 139V138H232ZM239 139V140H241ZM93 140V139H92ZM96 140V139H95ZM106 140V139H104ZM115 140V139H114ZM118 140V139H117ZM115 140V141H117ZM123 140V139H122ZM139 140V139H138ZM156 140V139H155ZM186 140V139H185ZM188 140V139H187ZM220 139H218V141H220ZM231 141V139H229ZM228 140V141H229ZM238 140V141H239ZM251 140V139H250ZM262 140V142H261ZM46 141V140H44ZM74 141V138L73 140ZM77 141V140H75ZM124 141V140H123ZM136 141V140H135ZM146 141V140H145ZM161 140H158V143ZM190 141V140H189ZM193 141V140H192ZM203 141V140H202ZM206 141V139H204V142ZM222 141V140H221ZM220 141V142H221ZM247 143H246V142ZM251 141V142H252ZM47 142V141H46ZM84 142V141H83ZM91 142V141H90ZM94 142V141H93ZM101 142V141H100ZM128 142V141H127ZM197 142V141H196ZM194 142V143H196ZM201 142V141H200ZM208 142V141H207ZM205 142V143H207ZM209 146L211 147V141L209 140ZM220 142L216 143V146L218 147L217 144H220ZM222 142V143H223ZM237 142V141H236ZM235 142V143H236ZM240 142H238V144H240ZM45 143V142H44ZM49 143V142H48ZM78 143V142H77ZM103 143V142H102ZM114 143V142H113ZM120 143V142H119ZM126 143V142H125ZM135 143V142H134ZM198 143V142H197ZM196 143V144H197ZM203 143V142H202ZM204 143V144H205ZM214 143V141H213ZM228 143H232V142H227V145H229ZM234 143V142H233ZM70 144V145H69ZM75 144V142H74ZM86 144V143H85ZM89 144V142H88ZM95 144V143H94ZM112 144V143H111ZM110 144V145H111ZM123 144V143H122ZM137 144V143H136ZM153 144V143H152ZM151 144V145H152ZM193 144V143H192ZM199 144V143H198ZM241 144V145H242ZM253 144V143H252ZM62 145V146H60ZM78 145V144H76ZM81 145V144H80ZM150 144L148 143V146ZM165 145V144H164ZM189 145H191L189 143ZM201 146V143L199 144ZM203 145V144H202ZM205 146V147H208ZM224 145H226V143H223L221 148L222 149H226L227 153L229 150L232 149H227L225 147H227V145L224 147ZM234 145V144H232ZM231 145V146H232ZM240 145V146H241ZM242 145V146H243ZM259 145V146H258ZM47 146V145H46ZM50 146V145H49ZM97 146H100L97 145ZM123 146V145H122ZM135 146V145H134ZM147 146V145H146ZM162 146V145H161ZM194 147V145H192ZM214 146V145H213ZM212 146V147H213ZM228 146V147H231ZM241 146V147H242ZM253 146V148H252ZM53 147V146H51ZM85 147V146H84ZM89 147V145H88ZM94 147V145H93ZM109 147V146H108ZM107 147V148H108ZM114 147V146H113ZM118 147V146H117ZM121 147V145H120ZM119 147V149H120ZM126 147V146H125ZM145 147V146H144ZM211 147V148H212ZM239 147V145H238ZM239 147V149L241 148ZM56 148V149H57ZM91 148V147H90ZM89 148V149H90ZM98 148V147H97ZM104 148V147H103ZM106 148V149H107ZM143 148V147H142ZM199 148V147H198ZM202 147H200L201 150ZM204 148V146H203ZM202 148V149H203ZM216 147H214V150L217 151H212L213 153L216 152L215 156L220 155L221 157V153L222 150L215 149ZM234 148V147H232ZM53 149V148H52ZM61 149V148H60ZM72 149V148H71ZM125 149V148H124ZM160 149V148H159ZM197 149V148H196ZM191 150L193 151H198L197 150ZM210 149L208 148H205ZM235 149V151H234ZM231 152L232 155L236 156L237 152L236 150H238L236 147L234 148ZM245 149H240L238 151H240L239 153L241 154L242 152H247ZM257 149V148H256ZM264 149V148H263ZM64 150V149H62ZM69 150V149H68ZM78 150V148H77ZM91 150V149H90ZM93 150V149H92ZM105 150V149H104ZM111 150V149H110ZM137 150V149H136ZM134 149V151H136ZM154 150V149H151ZM150 150V151H151ZM204 150V149H203ZM201 150V151H203ZM242 150V151H241ZM72 151V150H70ZM86 151V150H85ZM126 151V150H125ZM138 151V150H137ZM149 151V152H150ZM157 151V150H156ZM190 151V153H192ZM225 151V152H226ZM263 150L261 149V152ZM27 152V153H28ZM148 152V153H149ZM207 151H204L202 153H198V157H197V164L198 160L199 162H203L204 160L202 159L203 156L201 154H205L210 158H208L209 160L212 159L214 155L211 151H208L212 154L209 153L206 154ZM230 152V151H229ZM230 152V154H231ZM233 152H235L233 154ZM250 152V153H251ZM252 152V153H254ZM264 152V151H263ZM43 153V151H42ZM45 153V152H44ZM155 153V152H154ZM152 153V154H154ZM185 153V152H184ZM183 153V154H184ZM189 153V151H188ZM195 153V152H193ZM238 153V154H239ZM242 153V154H243ZM248 154H250L249 152H247ZM246 153V154H247ZM7 154V153H6ZM41 154V153H40ZM182 154V155H183ZM187 154V152H186ZM197 154V153H196ZM195 154V155H196ZM224 155H226V153H222ZM229 154V153H228ZM229 154V155H230ZM239 154V155H240ZM257 154V153H256ZM44 155V154H43ZM158 155V154H157ZM156 155V156H157ZM190 155V154H189ZM204 155V157H205ZM222 155V156H224ZM228 155V156H229ZM238 155V156H239ZM259 155V154H258ZM261 157H263V154ZM259 155V156H260ZM186 156V155H185ZM227 156V157H228ZM232 156V157H233ZM244 156V154H243ZM29 157V155H28ZM149 157V156H148ZM151 157V156H150ZM154 157V156H153ZM183 157V156H182ZM189 157V156H188ZM196 157V156H195ZM219 157V156H218ZM217 159H220L222 161V159L219 157ZM226 157V158H227ZM230 157V156H229ZM242 157V156H240ZM261 157H259L260 159V163L257 162L258 164H263L262 162L264 161L263 159H261ZM115 158V157H114ZM119 158V157H118ZM152 158V157H151ZM171 159V157H169ZM193 158V156L191 157ZM199 158V159H198ZM236 158V157H235ZM234 158V159H235ZM238 158V157H237ZM264 158V157H263ZM10 159V157H9ZM16 159V158H15ZM155 159V158H154ZM188 159V158H187ZM187 159L185 161H187ZM205 159V158H204ZM216 159V157H213V160ZM231 159V157L229 158ZM38 160V159H37ZM151 160V159H150ZM167 160V159H166ZM190 160V157L188 159V161ZM193 160V159H192ZM202 160V161H200ZM207 160V159H206ZM205 160V161H206ZM212 160V161H213ZM239 160V158H238ZM263 160V161H262ZM5 161V160H4ZM115 161V160H114ZM148 161V158H147ZM184 161V162H185ZM195 162V160H193ZM205 161L203 162V167L205 168ZM212 161L208 163V161H206V165L211 164ZM219 161V160H218ZM219 161L217 165H219V163L221 162ZM1 162V161H0ZM29 162V161H28ZM215 163V161H213ZM217 162V161H216ZM226 162V161H225ZM224 162V163H225ZM227 162H230L229 160ZM34 163V162H32ZM112 163V161H111ZM208 163V164H207ZM3 164V163H2ZM191 164V163H190ZM187 164V165H190ZM199 164V166L197 165L195 169V172L198 170L199 167H201ZM184 165V164H183ZM216 165V163L212 166L206 167L205 169H210L209 172H211V176H209L210 174L208 173L207 178L212 177L213 176V169L215 170L214 166ZM216 165V166H217ZM8 166V165H7ZM158 166V165H157ZM160 166V165H159ZM158 166V167H159ZM193 166V165H192ZM195 166V164H194ZM237 166V165H236ZM239 166V165H238ZM12 167V166H11ZM162 167V166H161ZM190 167V166H189ZM188 167V168H189ZM246 166H244L245 168ZM6 168V167H5ZM164 168V166H163ZM162 168V169H163ZM169 168V167H168ZM213 168V169H212ZM241 168V167H238ZM251 167H247L245 169H248ZM157 169V168H156ZM155 169V170H156ZM160 169V168H159ZM166 169V168H165ZM181 169V168H180ZM186 169V168H185ZM201 171V168H199ZM12 170V169H10ZM28 171V169H26ZM37 170V168H36ZM204 170V169H203ZM238 170V169H237ZM242 170V169H241ZM240 170V171H241ZM39 171V170H38ZM163 171V170H162ZM180 171V170H179ZM244 171V170H243ZM17 177L19 175L20 171H17ZM121 172V170H120ZM123 172V171H122ZM126 172V171H125ZM155 172V171H154ZM161 172V170H160ZM159 172V173H160ZM181 172V171H180ZM185 172V171H184ZM190 172V171H189ZM202 172V171H201ZM201 172L199 173L196 172V174L194 173L195 177L198 178L201 175ZM10 173V172H9ZM26 173V172H25ZM133 173V172H132ZM157 173V172H156ZM173 174V172H171ZM199 173V175L197 174ZM246 173V172H244ZM261 173V171H260ZM6 174V173H5ZM12 174V173H11ZM9 174V175H11ZM21 174V172H20ZM23 174V173H22ZM20 175L22 178L25 174ZM28 174V173H27ZM35 174V173H34ZM154 174V173H153ZM158 174V173H157ZM163 174V173H162ZM168 174V172H167ZM175 174V173H174ZM188 174V173H187ZM186 174V175H187ZM190 174V173H189ZM188 174V175H189ZM203 174V172H202ZM263 174V173H261ZM2 179H0V264H50L51 260L50 257H48L47 253L45 252V250H42L40 247H37V250H31L30 248L32 246L29 247L28 250V246L29 244H33L32 241L34 238H32V234L33 233V229L31 231V223H30V219L35 218V217H41L42 219L44 218H48L49 215H51L53 212V209H55L56 207V203L58 204V202L53 203L51 202H46V203H40V201L38 202L39 204L35 206V201L34 202V207L33 209L31 206L32 205V201L33 199H31L32 201H30V204L28 205L27 202L29 203V201L27 200L26 203H24L26 200H22L21 197L24 196V194L22 195L21 193H19L18 195L14 194V189L18 186L19 184H14L13 183V179L12 177H7L5 178V176H2V174H0ZM161 176V174H159ZM176 175V174H175ZM180 174H177V176ZM193 175V176H194ZM204 175V174H203ZM203 175H201L200 177H202ZM248 175V174H247ZM13 176V175H12ZM16 176V175H15ZM36 176V175H35ZM118 176V175H117ZM154 176V175H153ZM184 176V175H183ZM14 177V176H13ZM29 177V176H28ZM33 177V176H32ZM159 177V176H158ZM167 177V175H166ZM182 177V176H181ZM190 177H192V175H190ZM204 177V176H203ZM15 178V177H14ZM21 178V179H22ZM26 178V177H25ZM35 178V177H34ZM164 178V177H163ZM169 178V176H168ZM173 178V176H172ZM175 178V177H174ZM187 178V177H186ZM185 178V179H186ZM193 178V177H192ZM195 178V180H197ZM206 178V179H207ZM208 178V179H209ZM19 179V177L17 178ZM55 179V177H54ZM124 179V178H123ZM157 179V178H156ZM162 180V178H160ZM170 179V178H169ZM203 179V178H199ZM205 179V178H204ZM213 178H211L210 180H212ZM16 180V179H15ZM28 180V179H27ZM155 180V179H154ZM160 180V181H161ZM166 180V179H165ZM182 180V178H181ZM189 180V179H188ZM198 180V181H199ZM247 180V179H246ZM17 181V180H16ZM29 181V180H28ZM40 181V180H39ZM175 181V179H174ZM173 181V183H174ZM194 181V179H193ZM207 181V180H206ZM213 181V180H212ZM210 181V182H212ZM44 182V181H43ZM165 182V181H164ZM172 182V181H170ZM170 182H167L168 184ZM188 182V181H185ZM197 182V181H196ZM203 182V181H202ZM209 182V183H210ZM42 183V182H41ZM50 183V181H49ZM52 183V182H51ZM160 183V182H159ZM176 183V182H175ZM181 183H183L181 181ZM192 182H189V185ZM195 183V182H194ZM193 183V184H194ZM199 183V182H198ZM208 184V182H206ZM44 184V183H43ZM59 184V182H58ZM166 184V183H165ZM164 184V185H165ZM186 184V183H184ZM18 185V186H17ZM24 185V184H23ZM29 185V184H28ZM27 185V188L30 189ZM41 185V184H39ZM158 185V184H157ZM173 185V184H172ZM176 185V184H175ZM180 185V184H179ZM43 186V185H42ZM188 186V185H187ZM236 186V183L235 185ZM238 186V184H237ZM263 185H261L262 187ZM37 187V186H36ZM47 187V186H46ZM45 187V189H46ZM74 187V186H73ZM167 187V186H166ZM169 187V186H168ZM173 187V186H172ZM171 187V188H172ZM176 186H174L175 188ZM33 188V187H32ZM40 188V187H39ZM77 188V187H76ZM179 188V186H178ZM210 189L204 192H207L208 195L210 193V196L212 194V200L214 198L215 200V195H213V193L215 194V192L211 193L212 188L211 185L209 187ZM212 188V189H211ZM236 188V187H235ZM20 189V187L18 188ZM24 189V188H23ZM48 189V188H47ZM50 189V187H49ZM59 189V187H58ZM66 189V188H65ZM42 190V189H41ZM70 190V189H69ZM80 190V189H79ZM169 190V188H168ZM171 190V189H170ZM182 190V189H181ZM199 190V189H198ZM197 190V191H198ZM212 190V191H211ZM185 191V190H184ZM202 191V190H201ZM200 191V192H201ZM211 191V192H210ZM27 192V191H26ZM64 192V191H63ZM169 192V191H167ZM178 192V191H177ZM176 192V193H177ZM202 191V193H204ZM35 193V192H34ZM43 193V192H42ZM73 193V191H72ZM175 193V194H176ZM183 193V191H182ZM198 194V192H196ZM201 193V195H202ZM206 193V195H207ZM31 194V193H30ZM33 194V193H32ZM81 194V193H80ZM79 194V195H80ZM171 194V193H170ZM173 194V193H172ZM184 194V193H183ZM182 194V195H183ZM200 194V193H199ZM205 194V193H204ZM55 195V194H54ZM78 195V196H79ZM186 195V194H185ZM205 195V197H206ZM39 196V194H38ZM41 196V195H40ZM50 196V195H49ZM70 196V195H68ZM68 196H65V198H67ZM169 196V193H167V197ZM184 196V195H183ZM199 196V195H198ZM28 197V195H27ZM48 197V196H47ZM74 197V196H73ZM77 197V196H76ZM166 197V196H165ZM170 197V196H169ZM50 198V197H49ZM59 198V197H58ZM64 198V197H63ZM62 198V199H63ZM65 198L62 200L64 201ZM69 198V197H68ZM67 198V199H68ZM72 198V197H71ZM70 198V199H71ZM171 198V197H170ZM198 198V197H196ZM195 198V199H196ZM201 197L199 196V199ZM210 198V197H209ZM24 199V198H23ZM39 199V198H38ZM57 199V198H56ZM61 199V198H60ZM66 199V200H67ZM167 199V198H165ZM174 199V197H173ZM172 199V200H173ZM198 199V200H199ZM43 200V199H42ZM55 200V199H54ZM53 200V201H54ZM73 200V199H72ZM169 200V199H168ZM176 200V199H174ZM197 200V202H198ZM205 200V199H203ZM202 200V203H203ZM211 200V201H212ZM23 201V202H22ZM61 201V200H60ZM201 201V200H200ZM208 201V198H207ZM210 201V200H209ZM43 202V201H41ZM168 202V201H167ZM166 202V203H167ZM170 202V200H169ZM62 203V202H60ZM164 203V204H166ZM67 204V203H66ZM172 204V202L170 203V205ZM63 205V204H62ZM61 205V206H62ZM168 207L170 206L169 204ZM28 206V207H27ZM73 207V206H72ZM167 207V206H165ZM170 208V207H169ZM168 208V209H169ZM57 209V208H56ZM73 210V209H71ZM67 213V212H66ZM57 215V214H56ZM70 218V217H69ZM59 219V218H58ZM62 219V218H60ZM47 220V219H46ZM73 220H71L72 222ZM249 221V220H248ZM38 223V222H37ZM66 223V222H65ZM67 223H69L67 221ZM73 223V222H72ZM245 223H247L245 221ZM53 224V223H52ZM51 224V225H52ZM58 224V223H57ZM76 223H73L72 225H74ZM152 224V223H151ZM38 225V224H37ZM36 225V227H37ZM61 225V224H60ZM70 225V224H69ZM46 226V225H44ZM63 226V225H62ZM66 226V225H65ZM153 227V224L150 225ZM244 226V223H243ZM69 227V226H68ZM75 227V226H74ZM41 228V227H40ZM44 228V227H43ZM50 228V227H49ZM52 228V227H51ZM56 228V227H54ZM61 228V227H60ZM65 228V227H64ZM70 228V227H69ZM72 228V227H71ZM70 228V229H71ZM76 228V227H75ZM35 229V228H34ZM39 229V227H38ZM37 231H41V229H39ZM45 229V228H44ZM87 229V228H86ZM89 229V228H88ZM87 229V230H88ZM154 229V227H153ZM58 230V229H56ZM62 230V229H61ZM86 230V231H87ZM44 231V230H43ZM54 231V229H53ZM52 231V232H53ZM59 231V230H58ZM65 231V230H64ZM71 231V230H69ZM154 231V230H153ZM152 231V232H153ZM45 232H48L45 230ZM74 232V231H72ZM110 232V231H109ZM118 232V231H117ZM35 233V232H34ZM38 233V232H36ZM43 233V232H42ZM55 233V231L53 232ZM59 233V232H58ZM87 233V232H86ZM85 233V234H86ZM98 233V232H97ZM46 234V233H45ZM44 234V236L40 235L37 237H35V240L39 243V245L43 248H48L47 250H50V255L52 248H50L51 246L53 247V250L56 251V247L55 243H53V237H51L50 235L48 238L46 235H48L49 233H47L46 235ZM65 234V232H64ZM71 234V233H70ZM74 234V233H72ZM77 234V233H76ZM75 234V235H76ZM109 234V233H106ZM105 234V235H106ZM118 234V233H117ZM116 234V236H117ZM243 234V233H242ZM61 235V234H60ZM111 235V234H110ZM109 235V236H110ZM113 235V234H112ZM145 235H152L150 234H145ZM245 235V234H244ZM35 235H33L34 237ZM59 236V235H57ZM56 236V237H57ZM96 236V235H95ZM99 236V234H98ZM107 236V235H106ZM114 236V235H113ZM241 236V235H240ZM246 236V235H245ZM47 238L48 241H50V243L47 241V239H45V241H43V239ZM71 237V236H70ZM73 237V236H72ZM76 237V236H75ZM78 237V235H77ZM123 237V236H122ZM121 236L116 237L115 239H117V241L119 239H122ZM138 237V236H137ZM137 237H133L134 240L137 239ZM144 237V236H143ZM149 237V236H148ZM153 237V236H151ZM83 238V237H82ZM94 238V237H93ZM102 238V237H101ZM112 238V237H110ZM119 238V239H118ZM124 238V237H123ZM126 238V237H125ZM123 239L122 241H126L125 244H127V239H129L130 237ZM131 238V239H133ZM241 238V237H240ZM57 239V244L60 243L59 242V238H55ZM74 239V238H73ZM77 239V238H76ZM100 239V238H99ZM104 239V238H103ZM108 239V237H107ZM103 240L104 241H108V243L110 242L109 240H111V242L114 240V244H116V240L114 238L112 239H108V240ZM130 239V240H131ZM141 239V240H140ZM147 240L146 237L145 238H140L137 240V242L141 243H136V240L132 243H136L139 244L137 247L134 244V246H131V242L128 243V248L127 245H122L123 247H121V245H117L120 246L124 251L126 250H130L132 248V250H130L132 253V251L136 250V249H140V245H142L144 248L146 244ZM150 240L152 238H149ZM35 240H33L34 242H36ZM71 240V239H70ZM69 240V241H70ZM78 240V239H77ZM83 240V239H81ZM88 240V239H87ZM90 240V239H89ZM96 240V239H95ZM94 240V241H95ZM98 240V238H97ZM129 240V241H130ZM244 240V238H243ZM43 241V242H42ZM47 241V243L45 244V242ZM53 241V242H52ZM66 241H68L66 239ZM93 241V240H92ZM142 241V242H141ZM144 241V242H143ZM29 242V244H28ZM54 245H52V243ZM56 242V241H55ZM76 242V241H75ZM82 242V241H81ZM86 242V241H85ZM98 242V241H97ZM110 244L113 246H111L110 244H108L110 248H115L116 245H113V242ZM120 241H118L119 243ZM150 242V241H149ZM153 242V240H152ZM155 242V241H154ZM62 243V242H61ZM73 243V242H72ZM83 243V242H82ZM87 243V242H86ZM89 243V242H88ZM101 242V244H103ZM106 243V242H105ZM35 244V243H34ZM47 244H50L47 246ZM66 244V243H65ZM74 244V243H73ZM94 244V243H93ZM99 244V243H97ZM62 245V244H61ZM60 245V246H61ZM70 245V246H69ZM85 245V244H84ZM105 245V244H104ZM107 245V243H106ZM153 245V244H152ZM63 246V245H62ZM62 246L59 247V251H63L60 252L62 255L63 253H65V250L67 252L66 255H63V257L66 259H64L61 256H58L56 258L57 252L55 253V251H52L53 253V257L56 258L53 259V263L55 261L58 260L59 264H76V258L78 257L77 252H74L76 247L74 248L73 245H71L67 242V249H62ZM69 246V247H68ZM96 246V245H95ZM125 246V249H124ZM141 246V250L143 249ZM64 247V246H63ZM94 247V245H93ZM102 247V246H101ZM119 247V248H120ZM135 247V248H134ZM148 247V246H147ZM150 247V246H149ZM153 247H155L153 245ZM33 248H35L33 246ZM55 248V249H54ZM74 248V249H73ZM100 248V247H99ZM119 248H116V251H114V254L117 255V250H119ZM120 248V249H121ZM134 248V250H133ZM61 249V250H60ZM79 249V248H78ZM147 249V248H145ZM98 250V249H95ZM105 250V249H104ZM103 250V251H104ZM82 251V250H81ZM88 251V250H87ZM94 251V249H93ZM100 251V250H99ZM97 251V253L99 252ZM107 251V250H106ZM110 251V249H109ZM112 251V250H111ZM140 251V250H139ZM79 252V250H78ZM92 252V251H90ZM89 252V253H90ZM96 252V251H94ZM121 250L118 252L119 254H121V258L123 256V259H121V261H123L125 258L124 256L127 257L128 254V258H133L131 257L132 255L135 256L136 255V251L133 252V254L129 255V252H125L127 254L124 255V253H120ZM138 252V251H137ZM49 253V252H48ZM77 256H75V254ZM100 253V252H99ZM101 253H103L101 251ZM105 253V252H104ZM146 253V252H145ZM144 253V254H145ZM79 254V253H78ZM87 254V253H86ZM84 253L81 252V255L84 256L86 255ZM93 254V253H92ZM106 254V253H105ZM109 254V253H108ZM107 254V256H108ZM135 254V255H134ZM143 254V255H144ZM60 255V254H59ZM113 255V254H112ZM142 255V257H143ZM47 256V257H45ZM81 256V258H82ZM88 256V255H86ZM92 256V255H91ZM114 256L120 259V255ZM130 256V257H129ZM147 256V253H146ZM76 257V258H75ZM80 257V256H79ZM78 257V260H80ZM90 257V256H89ZM88 257V258H89ZM96 257V255H95ZM94 255L93 260L96 261L99 259V257L95 258ZM106 257V256H104ZM109 256V258L111 259L109 262V264L111 263L112 258ZM150 258H152V256H148ZM61 258V259H60ZM87 258V257H86ZM90 258V259H91ZM95 258V259H94ZM116 258V259H117ZM135 258V257H134ZM137 258V257H136ZM135 258V259H136ZM145 258V257H143ZM147 258V257H146ZM154 258V257H153ZM46 259L48 263L46 262ZM64 259V260H63ZM89 259V260H90ZM103 259V258H102ZM106 259V258H104ZM103 259V260H104ZM115 259V258H114ZM115 259V260H116ZM117 259L118 261H114V263L116 262V264L118 262H120V260ZM149 259V258H147ZM101 260V259H100ZM99 260V261H100ZM107 260V259H106ZM109 260V259H108ZM129 260V259H128ZM134 260V259H133ZM137 260V259H136ZM146 260V259H145ZM151 260V259H149ZM82 261V260H81ZM94 261H89L92 262L91 264H96L94 263ZM154 261V260H153ZM51 262V264H52ZM85 262V260H84ZM83 263V261H82ZM113 263V262H112ZM111 263V264H112ZM55 264V263H54ZM78 264V262H77ZM86 264V263H85ZM108 264V263H107Z\"/></svg>",
    "mask_w": 264,
    "mask_h": 264
}]
</instances>
